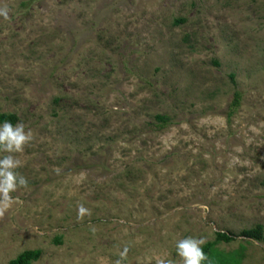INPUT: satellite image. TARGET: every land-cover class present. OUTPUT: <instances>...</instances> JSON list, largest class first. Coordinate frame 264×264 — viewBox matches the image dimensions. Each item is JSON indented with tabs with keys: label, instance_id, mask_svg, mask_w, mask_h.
I'll return each mask as SVG.
<instances>
[{
	"label": "rangeland",
	"instance_id": "374dc122",
	"mask_svg": "<svg viewBox=\"0 0 264 264\" xmlns=\"http://www.w3.org/2000/svg\"><path fill=\"white\" fill-rule=\"evenodd\" d=\"M0 114L31 133L0 264H182L216 233L264 264V0H0Z\"/></svg>",
	"mask_w": 264,
	"mask_h": 264
},
{
	"label": "clouds",
	"instance_id": "9594fccd",
	"mask_svg": "<svg viewBox=\"0 0 264 264\" xmlns=\"http://www.w3.org/2000/svg\"><path fill=\"white\" fill-rule=\"evenodd\" d=\"M30 139L31 133L22 123L0 122V208H7L13 202L11 194L26 184L15 171L21 162L14 154L22 153ZM204 244V239L188 236L175 241V251L182 264H202L206 260Z\"/></svg>",
	"mask_w": 264,
	"mask_h": 264
},
{
	"label": "trees",
	"instance_id": "16d2710c",
	"mask_svg": "<svg viewBox=\"0 0 264 264\" xmlns=\"http://www.w3.org/2000/svg\"><path fill=\"white\" fill-rule=\"evenodd\" d=\"M240 99V93L235 94V100L233 102V109L238 107ZM9 121L13 124L17 123V117L12 114H0V122ZM159 120L162 118L159 117ZM240 237L254 240L262 241L263 238V227L256 226L250 230H244L239 234ZM235 240L234 235H229L226 233H216L215 240L213 242H208L202 246V250L205 253L206 260L202 264H240V252H230L225 253L221 251L216 246L218 244H230ZM38 251H25L21 253L17 258L11 260L9 264H32L38 259Z\"/></svg>",
	"mask_w": 264,
	"mask_h": 264
}]
</instances>
